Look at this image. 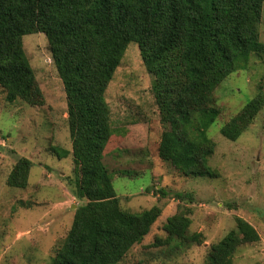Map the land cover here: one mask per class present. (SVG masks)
Masks as SVG:
<instances>
[{
  "label": "trees",
  "instance_id": "trees-1",
  "mask_svg": "<svg viewBox=\"0 0 264 264\" xmlns=\"http://www.w3.org/2000/svg\"><path fill=\"white\" fill-rule=\"evenodd\" d=\"M263 7L264 0H0V87L6 100L45 104L24 50V37L34 34L46 36L66 93L75 165L70 186L84 203L53 264H120L161 215L157 207L137 214L123 210L103 164L113 135L106 91L128 46L139 47L154 77L152 92L164 129L160 159L186 176L216 178L209 166L216 146L208 134L221 114L215 93L252 55L264 57ZM263 109L260 93L221 134L237 141ZM52 150L60 157L69 153ZM33 165L20 158L7 184L25 189ZM237 223L211 247L208 264H235L239 247L260 240L249 223ZM189 226L187 217L170 218L165 226L169 241L200 243Z\"/></svg>",
  "mask_w": 264,
  "mask_h": 264
},
{
  "label": "rangeland",
  "instance_id": "rangeland-1",
  "mask_svg": "<svg viewBox=\"0 0 264 264\" xmlns=\"http://www.w3.org/2000/svg\"><path fill=\"white\" fill-rule=\"evenodd\" d=\"M259 32L264 43V7ZM24 50L45 104L9 103L0 87V264H53L84 202L71 192L75 165L66 93L46 36H25ZM153 81L132 43L106 91L113 135L103 164L121 208L134 214L161 210L150 233L120 264H208L211 247L236 229L238 219L254 227L260 240L239 247L233 262L264 264V109L237 141L221 134L249 101L264 95V57L252 55L216 90L221 114L208 130L216 146L209 160L216 178L186 176L160 159L164 129ZM52 147L69 153L60 157ZM20 158L34 164L25 189L7 184ZM175 215L190 220L188 232L198 234L200 243L169 241L165 226Z\"/></svg>",
  "mask_w": 264,
  "mask_h": 264
}]
</instances>
